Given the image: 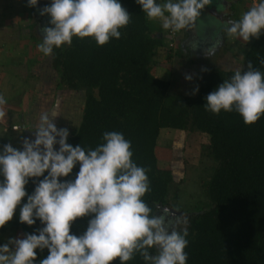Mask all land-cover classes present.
Returning <instances> with one entry per match:
<instances>
[{
    "label": "clouds",
    "instance_id": "1",
    "mask_svg": "<svg viewBox=\"0 0 264 264\" xmlns=\"http://www.w3.org/2000/svg\"><path fill=\"white\" fill-rule=\"evenodd\" d=\"M211 2L136 0L148 22L159 21L171 33L194 27ZM37 5L38 0H27L28 7ZM40 15L50 17V26L41 29L42 42L37 45L44 56L71 46L73 37H92L102 47L111 38L119 40L120 29L131 22V14L119 0H52L40 9ZM262 30L264 0L226 25L229 37L245 43L259 39ZM260 63L264 65V59ZM198 91L197 87L191 94ZM205 99L206 111L215 115L235 111L251 126L264 116V73L249 62L247 70L237 69ZM5 104L0 95V121L7 115ZM34 133V140H23L22 150L5 144L0 152V175L4 177L0 181V228L13 220L18 206L20 223L32 226L38 219L44 227L38 234L10 238L0 246V264H34L36 249L45 248L49 255L39 264H115L117 260L126 264L137 254L146 264H187L188 221L152 214L143 199L151 191L148 169L133 162L131 142L122 133L104 132V142L87 151L67 143L69 131L58 129L48 115L40 118ZM57 144L59 150L54 147ZM77 163L76 178L61 182ZM41 176L28 195L29 178ZM25 196L27 202L22 204ZM85 216H92L86 231L79 236L70 234L73 222ZM153 249L155 254H150Z\"/></svg>",
    "mask_w": 264,
    "mask_h": 264
},
{
    "label": "trees",
    "instance_id": "2",
    "mask_svg": "<svg viewBox=\"0 0 264 264\" xmlns=\"http://www.w3.org/2000/svg\"><path fill=\"white\" fill-rule=\"evenodd\" d=\"M119 2L131 14V22L120 29L119 40L111 38L101 47L92 37H73L71 46L54 49L52 66L60 74L59 87L66 85L85 92L81 124L68 136L67 143L73 147L81 145L87 151L104 142V132L122 133L131 142L133 162L148 169L151 191L143 197L144 201L153 215H164L165 207H175L169 200L175 179L171 168L158 166L156 147L161 131L172 129L208 136L207 147L216 162L207 186L211 207L184 212L188 221L187 264H264V116L246 126L235 111L222 110L215 115L204 109L206 96L235 71L213 68L205 72L195 95L169 94L171 81L158 79L152 73L157 51L164 46L163 32L154 30L153 22L147 21L136 0ZM260 59H264V34L252 41L241 71L247 70L251 62L264 73ZM5 144L9 141L0 136V152ZM79 167L77 163L72 173L60 181L74 180ZM43 178H29L28 195ZM3 179L0 175V181ZM26 202L27 196L22 204ZM19 210L20 206L0 233L38 234L44 225L38 219L32 226L20 223ZM91 218H78L70 234L82 235ZM36 253L34 264L49 255L46 248L36 249ZM150 254H155V250ZM126 264L146 262L137 254Z\"/></svg>",
    "mask_w": 264,
    "mask_h": 264
},
{
    "label": "rangeland",
    "instance_id": "3",
    "mask_svg": "<svg viewBox=\"0 0 264 264\" xmlns=\"http://www.w3.org/2000/svg\"><path fill=\"white\" fill-rule=\"evenodd\" d=\"M226 1L230 11L226 25L230 20H238L243 12L259 2ZM37 7H28L27 0H0V95L6 99L3 108L7 114L0 121V136L20 150L26 138L25 132L34 131L44 115H48L58 129L66 128L69 135L76 132L85 104L84 91L72 90L66 85L59 87L61 78L52 67V56H44L38 50L37 45L42 42L41 29L50 26V17L41 16L42 7ZM208 19L202 10L194 29L178 33L177 38H181L173 51H170L172 40L168 31L162 29L159 21L153 22L154 30L163 32L164 46L157 51L154 59L157 64L153 66L152 73L158 79L171 81L169 94H191L199 88L205 72L213 68L236 71L244 67L245 55L255 38L245 43L229 37L226 26L216 38L205 30L209 25ZM191 33L195 36L193 40ZM186 76L192 79L189 81ZM16 126L19 130H14ZM209 144L206 135L172 129L162 130L158 139V166L171 168L174 173L170 204L184 214L183 218L185 213L211 207L207 186L216 162L208 150ZM54 147L59 150L58 144ZM165 211L164 215L169 219L180 217ZM10 238H24V233H0V246L8 243Z\"/></svg>",
    "mask_w": 264,
    "mask_h": 264
},
{
    "label": "water",
    "instance_id": "4",
    "mask_svg": "<svg viewBox=\"0 0 264 264\" xmlns=\"http://www.w3.org/2000/svg\"><path fill=\"white\" fill-rule=\"evenodd\" d=\"M203 11L206 13L207 17H209V25L206 26L205 30L210 32L212 36L213 34L217 36L218 33L222 31L226 26L225 18L229 15L230 12L228 2L226 0H212L209 5L205 6ZM25 135L27 139H35L34 131H27L25 132ZM164 209L174 215L180 217L184 216L182 212L177 211L173 208L165 207Z\"/></svg>",
    "mask_w": 264,
    "mask_h": 264
},
{
    "label": "built area",
    "instance_id": "5",
    "mask_svg": "<svg viewBox=\"0 0 264 264\" xmlns=\"http://www.w3.org/2000/svg\"><path fill=\"white\" fill-rule=\"evenodd\" d=\"M174 2H175V0H174ZM168 35H169L170 39L172 40L170 43V47L175 48V45H176L175 41L177 42L178 33H171L170 31H168ZM14 130H19V127H17V126L14 127Z\"/></svg>",
    "mask_w": 264,
    "mask_h": 264
},
{
    "label": "flooded vegetation",
    "instance_id": "6",
    "mask_svg": "<svg viewBox=\"0 0 264 264\" xmlns=\"http://www.w3.org/2000/svg\"><path fill=\"white\" fill-rule=\"evenodd\" d=\"M51 2H52V0H38V9H40L41 7L43 8L45 5H50L51 4ZM228 17V16H227ZM226 17V18H227ZM226 18H225V22H226ZM192 35V34H191ZM194 36V35H193ZM193 36H191V40H193L194 39V37Z\"/></svg>",
    "mask_w": 264,
    "mask_h": 264
},
{
    "label": "crops",
    "instance_id": "7",
    "mask_svg": "<svg viewBox=\"0 0 264 264\" xmlns=\"http://www.w3.org/2000/svg\"><path fill=\"white\" fill-rule=\"evenodd\" d=\"M239 1H241V0H239ZM254 1H256V0H254ZM228 16H229V15H228ZM227 25H228V24H227ZM224 29H225V28H224ZM191 34H192V33H191ZM191 36H193V34H192ZM193 37H194V36H193ZM180 38H181V37H179L178 40H180ZM194 38H195V37H194ZM216 38H217V36H216ZM215 40H216V39H215ZM215 40H214V41H215ZM177 42H178V41H177ZM52 67H53V66H52ZM53 69H54V68H53ZM54 70H55V69H54ZM58 110H59V109H58ZM58 110H57V112H58Z\"/></svg>",
    "mask_w": 264,
    "mask_h": 264
}]
</instances>
